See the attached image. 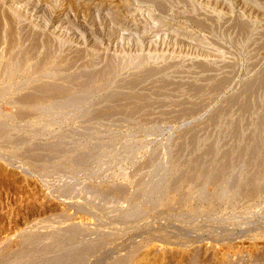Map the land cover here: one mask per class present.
<instances>
[{"label": "rangeland", "instance_id": "obj_1", "mask_svg": "<svg viewBox=\"0 0 264 264\" xmlns=\"http://www.w3.org/2000/svg\"><path fill=\"white\" fill-rule=\"evenodd\" d=\"M0 5L2 18L19 21L21 30L13 49L8 39L0 42V264L76 254L83 258L68 264H264V187L259 192L248 182L249 166L227 194L218 193L211 176L198 184L174 180L194 168L191 148L181 156L179 143L194 129L203 134L229 99L264 78V0ZM33 40L40 48H32ZM112 64L113 79H97V92L76 107L44 112L51 101L22 100L70 77L80 84L82 73L99 75ZM138 78L144 80L126 88ZM165 81L168 94H159L161 104L145 115H95L109 106L102 100L109 93L148 94ZM164 171L163 194L150 199L152 174Z\"/></svg>", "mask_w": 264, "mask_h": 264}, {"label": "bare ground", "instance_id": "obj_2", "mask_svg": "<svg viewBox=\"0 0 264 264\" xmlns=\"http://www.w3.org/2000/svg\"><path fill=\"white\" fill-rule=\"evenodd\" d=\"M0 8H1V5H0ZM13 9L14 8H12V10ZM15 9H17V8H15ZM14 13H18V11L17 12L15 11ZM0 14H1V12H0ZM4 18H6V19H3L2 14H1L0 15V42H2L3 39H5V38L8 39L9 41L7 40V42L10 44V47L13 49L14 47H16V45L19 42L18 33H19V31H21V30H19L17 33V28H18L17 23L19 21L15 20L12 17H6L5 16ZM20 18H19V20H20ZM4 23L7 24V27H5V28H4ZM245 26L242 25V27H241L243 29V30L241 29L242 32L244 30L246 31L247 28H245ZM6 28H7V32L5 31L6 35L4 36V29H6ZM21 29H22V27H21ZM241 30H240V32H241ZM29 32H30V30H29ZM23 39H26V38H22V41H23ZM31 39H33V38H31ZM38 40H40V39H38ZM31 43H32L33 49L38 48V46H39L38 41L33 40ZM47 44H49V43L47 42ZM51 44L53 45V42ZM0 48H1V46H0ZM39 48H40V46H39ZM48 48H49V46H48ZM29 49H30V47H29ZM47 51L44 52V54L46 53L45 54L46 56H47ZM16 53H17V51H16ZM23 55H25V57L27 56L24 53H23ZM23 58H24V56H23ZM7 59H9V57H7ZM18 59H19V61L17 60V62L23 61L20 59V56L18 57ZM4 64H6V61ZM112 67H113V64H112ZM112 67L109 66L104 71H102V73L99 72L100 73L99 75L93 73L92 72L93 70H91V72L86 71V74L82 73L83 74L82 77H84V79H83L82 83L80 82V84H77V85H76L77 82L75 83V76H74V77H70V78H67L64 80V82H67V84H63V82H62L59 84L50 85L47 88L45 87L44 89L39 88L40 91H43V92L37 91V93L35 92V94L30 95L29 96L30 98L28 96H26L27 98L26 97H25L26 99L22 98V100L23 99L25 100V101L23 100L24 103L25 102H28V103L31 102L32 103L36 100V101L43 103V104L47 103L48 101H51L52 103H49L50 106L47 104L49 107L45 106V105H44L45 107L43 106L44 108H46V110L44 108H41L42 106L40 107L41 109L45 110L44 112H46L47 110H48V112L54 111V109L57 110V108H62V107H67V106L69 107L71 105H72V107H76V104H78V105L81 104V102L84 101L85 99H87V97H89V96L92 97L94 95V93L97 92L96 90L98 89V87L96 89V86L93 85V84H95L94 82L97 79H99L100 77L101 78L104 77L103 75L108 76L109 78H111L114 75L116 70L114 69L115 67H113V68ZM6 68H8V67H6ZM36 68H38V67H36ZM1 69H2V67H1ZM4 69H5V66H4ZM4 71H6V70H3V72ZM153 71H152V73H153ZM5 73H7V72H5ZM152 73L149 71L146 73V75L144 77H146L147 75L149 77L150 74L152 75ZM8 74H9V72H8ZM8 74H6V75L8 76ZM108 77H107V80H108ZM4 78H5V76H4ZM112 79L113 78H111V80ZM139 80L140 79L138 78V79L130 81V83L127 82L128 84H127L126 88H128V86H129L131 89L132 86H134V84H137L139 82ZM141 80H144V79L141 78ZM141 80H140V82H141ZM103 82H104V85H106V83L108 84L110 81L109 82L103 81ZM225 83H226V81H225ZM130 84H132V86H130ZM139 84H141V83H139ZM167 84L168 83L166 81L164 83L162 82V84L159 85L160 87L158 86L159 88H156V91L151 92V93L148 92V94H145L144 92L143 93L141 92V94H140L137 91H136V93H122V92L119 93L120 91L117 93L113 92L114 94L109 93V95H107L108 97L106 96L107 99H105V98L102 99V100L107 101V103H109V106H107V107L103 106L105 109L102 108V110L98 111V113H96L95 115L98 117H102V118H106V117L110 118L111 116H113L117 113H120L123 115V116L121 115L122 118H127L130 120L138 112L141 113L143 110H145L148 107H151L153 104H156L157 102L159 104L162 100L159 98V94L160 95L162 93H165L166 95L168 94V93L164 92V90L168 92V90L165 89ZM215 85L219 89V86L220 85L222 86V81H221V84H219V85L215 84ZM215 85L213 87L217 88ZM76 87H77V89H76ZM102 87H103V85H102ZM31 88H33V87H31ZM94 89H96V90L94 91ZM132 89H134V87ZM201 89L202 88H200L199 86H194L191 91L195 90L194 94L196 95V93H197V96H198L202 93V92L199 93ZM165 94H162V95L165 97ZM170 94H172V93H170ZM28 98H29V100H28ZM166 100L167 99L163 98V101L166 102ZM165 102H163L164 105H165ZM166 103H168V102H166ZM73 105H75V106H73ZM233 106H235V110L237 111V113H236L237 117L232 118V119H228L229 117H231V114H232L231 110L234 109ZM152 107H151V109H152ZM231 107H232V109H231ZM43 110H42V112H43ZM143 113L144 112H142V114ZM233 114L236 116L234 110H233ZM144 115H145V113H144ZM234 115H233V117H234ZM106 119H108V118H106ZM129 120H127V121H129ZM209 122L210 123L206 126V128L204 127L205 131L203 132V134H200L201 130L199 131V128H198V130L194 129L191 131L190 135H188L186 138H184L183 141H181L179 143L180 145L178 146L177 153L179 152L181 156L185 154L186 150L191 148L190 150H192V154H193L192 165L194 166V168H192V170L190 172H188V171L183 172L180 175H177V172H176V176L174 175L175 182L177 183L179 180H182V179L192 181V182H196V181L198 182L200 179L206 178V176H209V177L211 176V179H214L215 181L219 182V185L216 186L218 193L219 194H227L230 190H232L236 187L234 182H237L236 179H239L238 176L239 175L241 176V171L244 168V167L242 168V166L244 164H246L247 166L250 167V169H248V170H251V171H249L251 173L250 174L248 173L250 175V178L247 177V178H249V180L247 179L248 182L251 181L250 183L255 182L254 183L255 185L258 184V188H256L257 186H254L257 189V191H259L260 189L263 190L262 187H264V185H262V184H264L263 183V181H264V78L260 77V78L256 79L254 82L248 84L241 91L240 94L236 95L235 97L233 96V98L229 99L227 106L226 107L223 106L222 109H220L216 114L213 115V117L210 119ZM88 153L89 152L85 153L87 155L86 156L84 155V157H82L83 155L81 156V158L79 157L80 158L79 160L76 159L75 163L77 162V160L80 164L85 163L86 162L85 160H87L86 157L90 154V153L89 154ZM175 157H176V155H175ZM88 158H89V156H88ZM181 160H182V157L179 159L177 157L176 161L173 160V161H175V163L172 165V168L169 166L172 163L167 166V168H166L167 172H168V168L170 167L171 171L170 170L169 171L172 173L173 172L172 170L174 168L178 167L177 165L179 164V162H181ZM174 165H176V166H174ZM212 165L214 167L209 168ZM158 166H159L158 168H160V167L162 168V165L161 166L158 165ZM158 168H157V172H159V171L161 172V168H160V170H158ZM165 171H164V175H162V176L158 175V174H162V173H157V174L155 173V176L153 175L154 173L152 174V176L154 177L153 178L154 180L152 179L153 183H152V185H150V188L148 189L149 191H147L148 192L147 195L150 197V199L152 198L153 195L158 196L160 194H163L162 192L164 189H162V185H163L162 182L164 180L162 181V178L164 179V176L166 174V178H165V180H166L168 175L170 174V172H168L169 173L168 174V173H165ZM244 172H247V171H244ZM174 180L171 182L172 183L171 186H173V184L175 183ZM166 181H164V182L167 183ZM147 182H148V180H147ZM197 182L195 184H198ZM149 183L151 184L150 181H149ZM250 183H248L249 186L252 185ZM170 184H169V186H170ZM169 186H168V188H170ZM191 186H193V184ZM198 186L201 188L200 185H198ZM123 188L126 189L127 187H123ZM173 188H175V186ZM255 188H254V190H256ZM125 189H123V190H125ZM201 189H204V187ZM259 192H261V191H259ZM121 193H120V195H121ZM105 195H107V194H105ZM111 195H113V194H111ZM107 196H109V194ZM114 197H115V195H114ZM32 242H31V244H32ZM26 246H24V247H26ZM24 247H22V248H24ZM68 256H66L65 258L64 257H62V258L58 257L57 259H53L51 257V259H48V260L47 259L41 260V261L38 260L39 262H35L34 264H68L70 261L78 260V259L80 260L83 258V255H81V254H79V255L76 254V256H73L72 259L71 258L69 259Z\"/></svg>", "mask_w": 264, "mask_h": 264}]
</instances>
